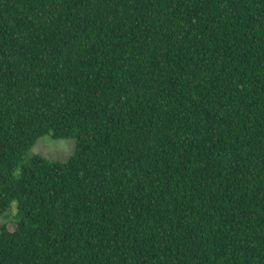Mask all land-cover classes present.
I'll use <instances>...</instances> for the list:
<instances>
[{"label":"trees","instance_id":"16d2710c","mask_svg":"<svg viewBox=\"0 0 264 264\" xmlns=\"http://www.w3.org/2000/svg\"><path fill=\"white\" fill-rule=\"evenodd\" d=\"M12 201L0 264H264V0H0Z\"/></svg>","mask_w":264,"mask_h":264},{"label":"rangeland","instance_id":"374dc122","mask_svg":"<svg viewBox=\"0 0 264 264\" xmlns=\"http://www.w3.org/2000/svg\"><path fill=\"white\" fill-rule=\"evenodd\" d=\"M76 140L74 138L55 139L50 135H45L34 143L26 154V159L33 155H40L50 161L66 162L75 153ZM17 212V202L12 201L8 211L0 217V226L9 222V228L14 229V222L17 221L15 215Z\"/></svg>","mask_w":264,"mask_h":264}]
</instances>
